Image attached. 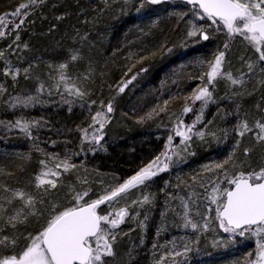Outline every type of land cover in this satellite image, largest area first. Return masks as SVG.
<instances>
[{"label": "trees", "instance_id": "16d2710c", "mask_svg": "<svg viewBox=\"0 0 264 264\" xmlns=\"http://www.w3.org/2000/svg\"><path fill=\"white\" fill-rule=\"evenodd\" d=\"M25 1L27 0H0V16L10 10L6 9L7 6L19 5ZM113 1L68 0L63 3L58 1L55 6L44 2L29 8L23 24L29 21L30 28L20 34L16 54L11 50L7 56L10 64L8 69L13 73L19 70L15 80L11 75L4 74L0 58V80H4L0 84H5L0 85L4 89L0 92V128H4L0 130H6L7 124H12L20 117L10 111L9 102L15 97L28 98L33 95L46 105V108L39 107L35 111L40 127L36 130L33 141L20 133L0 134V206L4 209L0 212V237L16 240L15 247L0 246V259L20 252L28 243L29 235H38L43 230L53 213V205L55 212L73 207L74 193L85 190L88 194L84 201L96 199L103 190L123 183L164 152L168 139L162 138L163 133L159 131L161 126L158 125L161 122L164 124V120L169 121V115H177L188 105L192 111L181 117L183 124L191 125L196 118L199 102L193 104L190 97L206 83L207 77L202 80L200 76L208 71L207 64L200 65L197 61H210L217 52L212 35L208 33L209 40L198 43V47L187 52V44L184 43L185 28L178 31L174 19H161L155 23L154 7L150 10L149 6H145L137 11L139 13L132 10L130 14H125L121 11L123 6H117ZM16 21L19 22L18 17ZM13 29L15 26L10 22L0 29L5 32L4 36H0V46L4 45L6 35ZM12 35L15 37L16 32ZM225 40L229 43L228 36H225ZM162 44L175 52L165 50L142 63H136L137 56L147 55ZM229 47L233 48L230 43ZM72 55H76L78 59L71 60ZM60 64H67L64 71L70 77L69 85L75 84L88 93L83 99L77 97V104L70 108L62 106L61 101L65 99L64 95L68 98L70 95L59 84H56V89L51 86V78L56 79L59 75ZM133 64L135 67H132ZM5 68L7 69L6 65ZM142 68H147V71H141ZM25 69L28 70L27 73ZM137 73L133 86L140 83L143 90L133 95L134 98L144 90L160 86L159 81H166L173 92L169 97V104H174L176 108L167 106L166 115L159 112V115L153 114L151 118L148 114L153 110L149 107L134 109L133 97L129 99L126 90L118 93V87L122 86L121 81H127ZM182 92L185 94L180 96ZM120 100L123 101L124 108H128L122 107L120 111L123 109L129 116L124 115L129 122L124 121V128L118 136L119 148L108 146L95 153L84 139V130L93 125L92 117L101 110L95 105L97 102L107 105L109 101L116 103ZM246 105V109L251 107L247 103ZM24 111L20 110L26 114ZM134 116L137 119L130 123ZM133 130L138 133L132 132ZM150 130L155 131L154 137L147 134ZM171 136L176 145V135L172 132ZM65 158L76 167L68 171L61 168L57 187L45 194L42 188L36 187L35 177L47 170L45 164L51 168ZM4 188L22 190L31 195L37 201L36 209L39 214L28 216L26 222L13 228L7 223V219L15 214V210L22 208L23 204L19 199L7 203L6 198L11 197V192H4ZM41 200L43 203L39 202ZM106 206L107 204L98 208V213L104 214ZM127 241L116 240L113 245L115 256L106 257L105 264H188L186 260L184 263H174L168 261L163 254L156 255L154 251L160 250L157 244L149 243L140 248L138 242H134L135 246H129ZM233 244L223 249L220 247L217 251L209 250V246L203 247L188 262L249 264L255 255V248L250 251V245L236 247L237 243Z\"/></svg>", "mask_w": 264, "mask_h": 264}, {"label": "rangeland", "instance_id": "374dc122", "mask_svg": "<svg viewBox=\"0 0 264 264\" xmlns=\"http://www.w3.org/2000/svg\"><path fill=\"white\" fill-rule=\"evenodd\" d=\"M58 1L63 3L68 0H43L41 5L46 2V4H53L55 6ZM28 2L29 0L23 3L27 4ZM113 2L116 3L117 6H123L121 11L125 14H130L132 10H136L134 13H139L137 11H141L139 9L145 6H149L148 9L151 8L150 10L154 7L153 14L156 15V18L154 17L153 20H155V23L161 19H174L175 23L178 25V31L185 28L184 43L187 44L185 48L187 52L191 48L194 49L198 47V43L203 41L199 36L189 37L187 35V32L191 28L188 22L194 19L192 14L193 6L178 2L152 5L148 3L147 0H114ZM141 4H143L142 7ZM19 5L7 6L6 9L10 10H7L5 15H3L6 20L9 21L14 19L10 14L15 12ZM106 8L107 6H105V9ZM28 9H22L21 11L27 12ZM181 14H183L182 18ZM195 23L198 26L205 27L207 34L210 33L212 35L214 41H216L217 51H222L223 49L225 53L223 70L225 72H231L234 78L243 77L244 84L233 86L230 81L224 78H217L214 82L215 86H209V90L212 92V100L204 109L202 123L196 125V130L203 131L205 136L203 139L193 136L188 142L191 145L188 151L194 153V155L182 152L181 156H183L184 159L173 156L167 171L161 172L153 179L146 181L145 185L138 186L126 194H123L112 202L111 207L107 204L104 214L112 212L114 215L119 209H126L128 214L125 216L124 222L114 230L118 234L116 240L124 241L127 239L129 246H135L136 244H134V242H138L140 248L145 247V245L149 243L157 244L160 250L154 251L156 255L162 256L161 254H163L170 262L184 263L186 260L189 264L188 259L194 258V253L198 254L203 247L209 246V250L217 251L218 248H227L230 245H234L233 243H237L236 247L250 245V251H253L255 248V255L251 260L253 261L257 254V240L262 239L264 234H262V236H253L249 232L245 233L244 236H234L230 233H225L219 227L218 221L215 220L216 205L212 204L207 197L211 194V189L215 186L213 181L217 179L221 189L231 188L233 185L228 184L221 173L202 172V169L204 165H212L225 159L233 151V146L237 139L240 140V144L235 151L233 161L225 166L229 175H239L240 172H244L245 175H247L253 170L259 171L260 168L264 167V143L257 144L252 133H247L243 138H240L237 136L235 130V125L241 119H246L250 126L254 125L256 120H262V122H264V83H262V81H264V73H261L257 68L255 72L249 74L246 62L255 64L258 60V53H256L252 46L241 36L237 35L232 38L234 40H228L233 48L229 47L226 50L224 45L226 43L225 36L227 35L224 30L217 31L218 26L212 25L210 21L206 20H195ZM30 24L31 23L28 21L19 28L13 29V31L5 37V46L3 44L0 46V48H2L0 51L3 53V56L0 58L3 62L1 65L4 72L10 66L7 60V56L10 55L9 51L13 50V54H16L15 48L19 46L18 41H20V38L17 40L16 37H20V34L27 32L30 28ZM14 32H16L15 37L12 35ZM192 49L190 51H192ZM171 52L175 51L172 50ZM261 64L264 65V62H261ZM51 80H53L51 85L52 88L56 89V84L59 82V75L56 76V79L51 78ZM135 83L136 81L133 80L132 83L127 86L128 88H125L127 95L130 96L129 99L143 90V85L140 86L139 83L137 84L138 86H133ZM0 85L3 86L5 84L2 83ZM59 85L64 89L62 83ZM158 85L160 86H157L155 89L149 88L144 90L138 97H133L134 109H148L149 107L150 110H153L164 108V111L160 112L166 115L168 110L165 108L167 106H171V109L176 108L174 104H169V102H171V100L169 101V97L173 92L167 82L159 81ZM129 90H131V92H129ZM57 91H59V89ZM184 94L185 93L182 92V94L179 95L183 96ZM180 96H178V98H181ZM31 97L36 96L32 95ZM64 97L65 99L61 100L63 101L62 106L70 108L77 104L75 103L76 96H70V98H68L64 95ZM15 98L9 102L11 103L10 111L20 115L16 120L20 119L34 122L30 129L31 135H26L17 128H10L9 126L14 124L16 120L12 124H7L5 126L6 130H0V134L20 133L33 141L36 130L40 127V120L36 116L35 111L39 107L43 109L46 108V105L42 104L40 99H37L28 106L17 104L16 107H12L11 105L16 103ZM19 98L22 100L27 99L23 96H19ZM65 101H72V103L69 104ZM120 101L112 103L113 111L111 113L107 112V105L103 102H97L95 105L98 106L99 110L101 109L99 112H102L104 118L107 120L102 132L97 131L99 125L96 124L87 128V132L84 133V139L88 147L95 153L108 146L119 148L120 140H117L118 136L122 128H124V121L129 122L124 116L126 113L123 109L120 111L122 107L124 108L123 101L119 103ZM165 101H168L166 107ZM198 102L199 107L196 108V116L200 114L199 110L202 104L201 101ZM154 103L155 105H153ZM246 103L249 104L248 106L251 105L249 109H246ZM20 110H25L24 112H26V114H23ZM177 115H169L170 119L169 121L167 119L168 122L164 120V124L161 122L158 125V127L161 126L159 131L163 133L161 136H163L162 138L164 140H167L172 132L175 135L173 129L176 127V119L177 117L182 119L181 117L185 115V113L181 111L177 113ZM126 117L129 116L126 114ZM131 119L130 123L135 121L137 117L134 116V118ZM2 128H4V126H1L0 129ZM226 130L227 136H225ZM134 131L137 132V130H133L132 132ZM154 132L155 131L150 130L147 134L150 133L154 137V134L156 135ZM213 133H215V137ZM93 135L103 136L99 144H96L95 141L92 140ZM125 137L127 138V136ZM153 137L151 136L152 139ZM126 138L121 139L125 140ZM163 139L162 141H164ZM179 143L180 137L176 136V145H179ZM180 147L182 148L183 146L181 145ZM245 148L251 149L248 156L244 155ZM177 151H180V148H178ZM233 164H235V167L232 166ZM51 168L55 171H61L60 169H56L55 166ZM198 173H200V175H197ZM60 175L59 177H49V179L58 181ZM193 176L197 177L195 183H193L192 180ZM202 183L203 186H201ZM144 196L149 198L148 202H143ZM134 201L135 203H133ZM184 203L188 205V215L193 223L203 225L205 217L208 218L210 224L207 230L200 228L197 231H193L190 226L188 228L183 226L185 214ZM186 246L188 247L187 251ZM177 253H179V255H177Z\"/></svg>", "mask_w": 264, "mask_h": 264}, {"label": "snow or ice", "instance_id": "6c2138e0", "mask_svg": "<svg viewBox=\"0 0 264 264\" xmlns=\"http://www.w3.org/2000/svg\"><path fill=\"white\" fill-rule=\"evenodd\" d=\"M147 2L159 4L161 0H147ZM41 3H43V0H29L27 4L21 3L15 12L10 14L14 18L11 21L6 20L5 16H0V29L6 27L9 22L15 28H19L24 23V18L28 15L27 12H22L21 10L38 6ZM186 3L193 6L192 14L194 17L193 20L188 22L191 25V28L187 32L189 37L199 36L203 41L209 40L210 37L205 27L198 26L195 20L210 21L212 25L218 26L217 31H225L229 41L237 35L247 41L255 52L258 53V60L255 64L246 62L249 74L255 72L257 68L261 73H264V65L261 64V62H264V0H186ZM142 6L143 4H141ZM182 16L183 14H181V18ZM17 17H19L18 23L15 19ZM4 35L5 32L0 30V36ZM16 39L19 40V36ZM228 47L229 44L225 43L224 48L227 49ZM165 50L167 52L172 51L166 44H162L147 55L137 56L136 63H142L150 57H155L158 52L162 53ZM2 56L3 53L0 52V57ZM224 58L225 53L217 51L210 61H197L200 65L206 63L208 67V71L202 73L200 76L202 80L205 76L207 77L206 83L197 91H194L190 97L193 104L196 101L202 102L199 110L200 114L196 116L191 125H184L183 121L177 117L176 127L173 131L177 137H180L179 145L173 144V136L170 135L164 152H161L159 156L123 183H118L109 189L103 190L102 194L96 199L84 201V197L88 194L87 190H85L84 192L74 193L73 199L75 200V205L73 207L55 212V205H53V213L43 230L38 235H29L27 237L28 243L25 244L24 248L16 254L0 259V264H105V257H114L113 245L118 235L114 230L124 222V218L128 213L126 209L121 208L114 215L112 212L99 214L97 209L104 204H109L111 207L112 202L121 197L122 194L138 186L145 185L146 181L151 180L161 172L167 171L173 156L184 159L181 156L182 152L194 155V153L188 151L191 147L188 142L193 136L201 139L205 136L203 131L196 130V125L202 123L204 109L212 100V92L209 90V86L214 87V82L217 78H224L230 81L233 86L244 84L243 77L234 78L231 72L223 70ZM77 59L76 55L71 56V60L76 61ZM132 67H135V64ZM66 68L67 64L59 65L58 84L62 83L64 85V90L68 95L83 99L88 93L82 91L75 84L69 85L68 81L70 77L64 71ZM27 71L25 69V73ZM129 71H131V68H129ZM141 71H147V68H142ZM4 74L11 75L13 80H15L19 74V70L13 73L11 69H7ZM137 75L138 73L133 74L127 81H121L122 86L118 87V93H123L125 88L136 79ZM41 88H43V85H41ZM3 91L4 89L0 88V92ZM15 100L16 103L12 104V107H16L17 104L28 106L30 103L36 101L37 98L29 96L27 99L22 100L16 97ZM65 102L72 103V101ZM92 103H95V101H92ZM167 104L168 101H165V107ZM112 111L113 104L112 101H109L107 112L111 113ZM160 111H164V108H160L159 110L153 109V112L149 113L148 117L151 118L153 114L159 115ZM190 111H192V108L185 105L183 112L186 114ZM92 121L93 125H99L97 131L101 132L107 122L104 114L99 111L92 117ZM33 123L17 119L9 127L17 128L19 131L30 136V129ZM235 130L237 136L240 138H243L247 133H252L257 144L264 143V122L262 120H256L254 125L250 126L246 119H241L235 125ZM84 131L87 132V130ZM213 136L215 137V133H213ZM225 136H227V130L225 131ZM101 139H103L102 135H93L92 137V140L96 144H99ZM239 144L240 140L237 139L233 146V151L222 161L203 166L202 172H219L224 176L228 184L233 185L232 188L221 189L217 179L213 181L215 186L211 189V194L207 198L212 204L216 205L215 220L218 221L219 227L225 233H230L234 236H244L245 233L250 232L253 236H262L264 234V167L260 168L259 171L253 170L247 175L244 172H240L239 175L231 176L225 167L233 161ZM181 145L183 146L182 148L180 147ZM178 148H180V151H177ZM250 152L251 149H244L245 156H248ZM161 157H163V160ZM41 163L44 164V161H41ZM44 166L47 170L39 173L35 177V180L36 187L38 189L42 188L44 193L47 194L50 189L57 187V181L49 179V177H59L60 172L48 168L46 164ZM232 166L235 167V164ZM55 167L56 169L62 168L64 171H68L76 167V165L71 164L65 158L56 163ZM197 175H200V173ZM196 179V176L192 177L193 183L196 182ZM201 186H203V183ZM3 191L6 193L11 192V197L6 198L7 203L10 204L13 200L19 199L23 204L22 208L15 210V214L10 215L7 219V223L13 228L17 224L26 222L28 216L39 214L36 209L37 201L31 195L22 190L12 191L9 188H4ZM148 199L147 196H144L143 202H148ZM39 202L43 203V200ZM184 208L183 226L185 228L190 226L193 231H197L200 228L204 230L208 229L210 221L207 217H205L203 225H198L197 223H193L189 217L187 203H184ZM24 209L28 211L25 212ZM2 211L4 209L0 206V212ZM9 245L15 247L16 240L6 236L0 237V246L7 247ZM187 250L188 247L186 246ZM250 264H264V237L257 240L256 258Z\"/></svg>", "mask_w": 264, "mask_h": 264}, {"label": "water", "instance_id": "95a60500", "mask_svg": "<svg viewBox=\"0 0 264 264\" xmlns=\"http://www.w3.org/2000/svg\"><path fill=\"white\" fill-rule=\"evenodd\" d=\"M170 2H178V3L187 4V3H186V0H161V2H160L159 4L170 3ZM187 5H190V4H187ZM190 6H192V5H190ZM153 178H154V177H153ZM153 178H152V179H153ZM133 189H134V188H133ZM131 190H132V189H131ZM131 190H129V191H131ZM129 191H127V192H129ZM127 192H126V193H127ZM122 195H123V194H122ZM104 205H105V204H104ZM101 206H103V205H101ZM101 206H100V207H101ZM100 207H99V208H100ZM97 210H98V209H97Z\"/></svg>", "mask_w": 264, "mask_h": 264}]
</instances>
